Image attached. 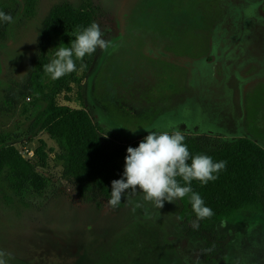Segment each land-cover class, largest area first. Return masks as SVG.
Listing matches in <instances>:
<instances>
[{
	"label": "rangeland",
	"instance_id": "rangeland-1",
	"mask_svg": "<svg viewBox=\"0 0 264 264\" xmlns=\"http://www.w3.org/2000/svg\"><path fill=\"white\" fill-rule=\"evenodd\" d=\"M63 3L90 10L108 41L84 76L77 71L66 81L72 90L66 83L59 90L99 125L104 147L176 128L213 147L244 135L264 145V0H36L31 15L25 0H0L14 21H0V149L18 150L44 179L41 188L28 182L16 189L0 176V259L264 264L261 213L241 211L227 225L197 231L179 220V199L159 209L143 192L125 191L111 208L98 189L81 193L67 153L38 120L45 102L29 88L47 55L44 22ZM256 64L262 71L244 106L242 89L258 76ZM256 193L264 204V182Z\"/></svg>",
	"mask_w": 264,
	"mask_h": 264
},
{
	"label": "trees",
	"instance_id": "trees-1",
	"mask_svg": "<svg viewBox=\"0 0 264 264\" xmlns=\"http://www.w3.org/2000/svg\"><path fill=\"white\" fill-rule=\"evenodd\" d=\"M35 2L36 0H25L24 9L28 15L34 13ZM93 22L92 13L86 8L75 9L70 3L53 7L44 22L42 32L43 49L47 51V55L42 56L36 63L29 80V88L36 98L45 102V107L38 114V120L67 153V171L76 180L81 193L96 188L109 200L111 181L120 179L123 175L126 149L137 147L146 136L131 143L115 145L113 148L104 147L99 135L100 127L91 120L87 111L84 108L72 107L74 97L67 94L62 99L59 97L61 85L73 74L80 71L81 76L85 75L95 52L86 55L82 61H76V71L59 79H51L44 71V66L55 58L58 48L70 47L71 41L75 39L74 32L78 28L82 31ZM47 78L52 83L50 91H47ZM71 90L67 82L65 91ZM246 99L247 91L243 95L244 106ZM184 136L183 143L189 150L190 158L197 154H206L212 157L214 162L226 161V168L216 174L218 178L215 181L207 184H201L199 181L191 183L193 191L202 197L205 206L212 209L213 215L197 220L189 198L184 197L179 199L180 221L187 224L195 221V230L211 231L227 225L228 221L241 211L264 215V204L256 193L257 181L264 182V145L261 142L244 135L236 141L213 147L209 146L208 141ZM44 157L42 155L41 159ZM188 163H191V159ZM3 175H6V179L16 189L28 182L40 188L44 183V179L34 171L30 160L18 150H8L5 147L0 149V176ZM177 180L184 186L181 178L177 177ZM135 190L141 191L139 188Z\"/></svg>",
	"mask_w": 264,
	"mask_h": 264
},
{
	"label": "clouds",
	"instance_id": "clouds-1",
	"mask_svg": "<svg viewBox=\"0 0 264 264\" xmlns=\"http://www.w3.org/2000/svg\"><path fill=\"white\" fill-rule=\"evenodd\" d=\"M0 21L14 22L11 15L2 11ZM74 37L70 47H59L55 58L44 66L45 73L51 79L56 80L76 71V61H82L98 48L106 50L108 47V41L102 38L100 26L95 22L82 31L78 28ZM184 140L182 131L176 128L172 134L167 131L149 132L137 147H128L123 175L120 179L111 181L108 206L117 207L126 190L139 188L144 194V200L154 203L159 209L163 208L165 201L175 203L178 199L188 197L197 220L210 218L213 215L212 209L205 206L202 197L193 191L191 183L199 181L207 184L215 181L218 178L216 174L226 168V161L214 162L206 154L190 158ZM177 177L182 179L184 186H181ZM3 255L5 253L0 252V257ZM0 264H5V261L0 259Z\"/></svg>",
	"mask_w": 264,
	"mask_h": 264
},
{
	"label": "flooded vegetation",
	"instance_id": "flooded-vegetation-1",
	"mask_svg": "<svg viewBox=\"0 0 264 264\" xmlns=\"http://www.w3.org/2000/svg\"><path fill=\"white\" fill-rule=\"evenodd\" d=\"M218 20V19H217ZM216 20V21H217ZM264 67V66H263ZM248 68H250V67H248ZM189 69V68H188ZM254 70H257L258 71V76H256V78H254L253 79V81H248V82H250V83H246L245 84V86H243V89H242V96L244 95V93L246 92V91H248V89H251L252 88V86L254 85V83L256 82V80L258 79V77H259V75H260V72L262 71V65H259V64H256V69H254ZM254 70L252 71V73H254ZM252 80V79H251Z\"/></svg>",
	"mask_w": 264,
	"mask_h": 264
}]
</instances>
